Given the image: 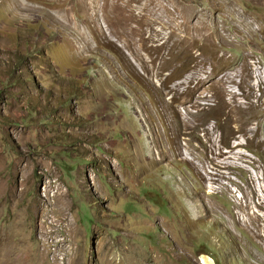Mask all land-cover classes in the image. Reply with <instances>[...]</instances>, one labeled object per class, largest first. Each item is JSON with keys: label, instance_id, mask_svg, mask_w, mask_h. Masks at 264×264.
Masks as SVG:
<instances>
[{"label": "rangeland", "instance_id": "1", "mask_svg": "<svg viewBox=\"0 0 264 264\" xmlns=\"http://www.w3.org/2000/svg\"><path fill=\"white\" fill-rule=\"evenodd\" d=\"M16 1L0 0V233L25 264H264V0H118L197 39L160 69L112 0L104 39L57 23L55 0Z\"/></svg>", "mask_w": 264, "mask_h": 264}, {"label": "bare ground", "instance_id": "2", "mask_svg": "<svg viewBox=\"0 0 264 264\" xmlns=\"http://www.w3.org/2000/svg\"><path fill=\"white\" fill-rule=\"evenodd\" d=\"M55 1L57 3V6L62 7V9L56 12H48V13L57 23L62 25L67 30L73 32V29L75 27L79 28L83 23L87 22L93 26L94 30L97 31V34L100 36V39H104L103 23L100 16V6H101L100 0H55ZM16 2L20 4V6L22 5L25 8V10L29 9V6L25 2V0H17ZM112 4L115 6V10L117 12V18L124 26L125 32L129 33L128 26L130 22L133 20L146 24L138 33L140 37L138 39H135V42L139 48H143V46H145L147 47L149 52H155L156 56L153 57L152 61L161 62V66L159 67V69L161 67L163 68L164 66L169 65L172 62V60L177 56L179 57L182 56L183 58L184 56L186 57L187 54H189V52L191 51V48L197 45V39L195 38L192 40L188 39L187 31L185 30L184 33H182L179 30L180 25L173 26V24L169 21V17L167 16V14L166 15L164 14V12L167 13L169 12L167 7L165 6L164 7L162 6L163 8H161L160 12H157L158 10L156 8L153 9L145 17H138L137 14L135 13V11L138 8L137 4H132V7L129 9L130 13L127 16L124 15V10L126 5H121L118 0H112ZM76 12L81 14L88 13L89 16L83 18L82 21L73 19V15ZM169 28L171 29V31H169ZM171 38L173 39V42L171 44H168V40ZM105 43L116 44L114 46L115 47L118 46L117 48L121 52H126V55L128 56L127 58L131 60V63L135 65L136 68L139 69L140 65H137L138 60L136 58H133L132 54H130L127 51V45H128L127 42L120 41L119 39L112 36L111 32H108L105 37ZM168 47H170V53L167 52ZM81 52L84 51L81 49ZM168 54L173 55V58L169 59ZM148 64L151 65V63ZM153 73L155 75H159V71L155 72L154 70ZM181 156L185 158L184 155L181 154ZM10 237L11 236L7 233L4 232L0 233V239H1L0 264H25L26 252L22 250L23 249L26 250V247L23 245L20 249L17 250L16 249L17 245L15 246L13 244L12 239Z\"/></svg>", "mask_w": 264, "mask_h": 264}]
</instances>
